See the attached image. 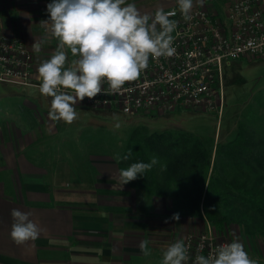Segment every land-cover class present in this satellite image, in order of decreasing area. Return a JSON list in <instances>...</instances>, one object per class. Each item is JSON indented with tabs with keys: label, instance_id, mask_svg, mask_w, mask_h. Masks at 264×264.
<instances>
[{
	"label": "crops",
	"instance_id": "1",
	"mask_svg": "<svg viewBox=\"0 0 264 264\" xmlns=\"http://www.w3.org/2000/svg\"><path fill=\"white\" fill-rule=\"evenodd\" d=\"M51 2L0 0V29L21 37L33 52L35 83L39 64L57 45L40 24L49 19L46 6ZM127 2L149 15L178 6L176 0ZM193 4L198 5L196 0ZM219 4L204 0L203 6L215 12ZM46 36L41 51L34 52L32 44ZM22 85L29 87L22 94L27 104L20 108L22 116L0 124V264H160L168 245L206 229L203 217L179 214V220L171 219L177 211L170 196L147 195L120 183L114 157L125 141H106L84 130L93 116H110L118 109L78 102V119L69 125L49 118L51 98L41 96L34 84ZM12 209L30 214L40 230L38 239L23 245L11 239ZM214 228L264 264V235L248 234L237 223ZM143 240L149 241L150 256L140 252Z\"/></svg>",
	"mask_w": 264,
	"mask_h": 264
},
{
	"label": "clouds",
	"instance_id": "2",
	"mask_svg": "<svg viewBox=\"0 0 264 264\" xmlns=\"http://www.w3.org/2000/svg\"><path fill=\"white\" fill-rule=\"evenodd\" d=\"M185 21L192 19L193 0H176ZM203 6L204 0H196ZM49 19L40 24L57 45L48 59L38 66L39 84L35 87L41 96L50 99L49 118L71 125L78 119L75 105L85 98L99 94H122L126 83L136 81L147 69L152 57H172L176 53L173 33L178 21L175 10L158 8L154 14H142L127 0H52L48 3ZM47 36L32 44L39 53ZM69 52L74 58L69 62ZM107 84V89L103 86ZM115 128H120V117ZM131 153L114 158L128 160ZM159 163L153 156L150 162H135L119 171L122 185L144 175ZM163 167V166H162ZM13 224L10 237L17 245L39 238L40 230L30 214L11 210ZM179 213L171 219L179 220ZM140 252L150 256L149 241L139 244ZM189 248L177 240L163 251L160 264H188ZM192 264H257L250 258L244 245L233 240L219 245L207 256L196 255Z\"/></svg>",
	"mask_w": 264,
	"mask_h": 264
},
{
	"label": "built area",
	"instance_id": "3",
	"mask_svg": "<svg viewBox=\"0 0 264 264\" xmlns=\"http://www.w3.org/2000/svg\"><path fill=\"white\" fill-rule=\"evenodd\" d=\"M178 21L173 33L172 57H152L140 77L126 83L122 94H99L81 103L92 108L118 109L125 115L148 112L168 114L180 108H217L224 104V67L244 56L264 58V0H234L219 15L206 6L194 5L190 21H185L178 6ZM34 56L17 35L0 33V82L38 85L32 81ZM107 89V84L103 86ZM192 264L196 255L207 256L228 238L207 222L203 231H190L184 238ZM250 258L258 259L247 252Z\"/></svg>",
	"mask_w": 264,
	"mask_h": 264
},
{
	"label": "trees",
	"instance_id": "4",
	"mask_svg": "<svg viewBox=\"0 0 264 264\" xmlns=\"http://www.w3.org/2000/svg\"><path fill=\"white\" fill-rule=\"evenodd\" d=\"M128 153V160L118 161L120 170L159 159L131 186L170 196L180 215L214 226L237 223L248 234L264 235V113L247 109L236 133L216 142L182 128L151 130L137 123L120 156Z\"/></svg>",
	"mask_w": 264,
	"mask_h": 264
},
{
	"label": "rangeland",
	"instance_id": "5",
	"mask_svg": "<svg viewBox=\"0 0 264 264\" xmlns=\"http://www.w3.org/2000/svg\"><path fill=\"white\" fill-rule=\"evenodd\" d=\"M231 1L219 0L222 3L219 6L224 7ZM221 8L215 6L213 9L222 15ZM0 33L5 34V31L0 29ZM28 88L22 83L0 82V124L15 114H21V106L27 105L23 96ZM223 97V112L220 115L217 108L206 110L201 107L180 108L168 114L154 111L139 116H128L114 110L110 116H93L89 119L92 123L84 130L100 135L106 141H126L137 123H146L151 130L182 128L204 140H226L236 133L238 120L247 109L264 113V58L244 56L225 64ZM113 115L120 117L121 127L118 129L115 128L117 121L112 119Z\"/></svg>",
	"mask_w": 264,
	"mask_h": 264
}]
</instances>
